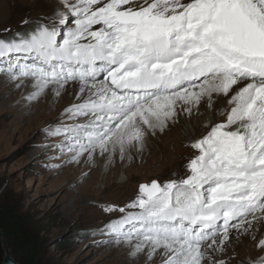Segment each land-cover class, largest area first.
<instances>
[{
    "label": "snow or ice",
    "instance_id": "snow-or-ice-1",
    "mask_svg": "<svg viewBox=\"0 0 264 264\" xmlns=\"http://www.w3.org/2000/svg\"><path fill=\"white\" fill-rule=\"evenodd\" d=\"M60 3L25 19V32L3 30L0 72L17 88L31 81L29 100L79 82L81 102L64 109L74 122L46 129L62 137L50 147L69 162L123 160L144 147L149 130L175 122L178 107L191 115L203 99L211 108L213 94L232 93L226 121L210 115L207 133L192 140L198 154L186 178L154 179L130 204L104 206L124 213L104 229L133 255L147 249L151 259L162 249V264H206V241L222 252L230 229L247 233L264 221V0Z\"/></svg>",
    "mask_w": 264,
    "mask_h": 264
},
{
    "label": "rangeland",
    "instance_id": "rangeland-1",
    "mask_svg": "<svg viewBox=\"0 0 264 264\" xmlns=\"http://www.w3.org/2000/svg\"><path fill=\"white\" fill-rule=\"evenodd\" d=\"M59 7L60 0H0V38H8L4 29L13 33L25 32L28 28L23 23L25 19L51 14ZM52 87L39 99L29 100L27 97L33 89L19 90L6 73L0 72V194H6L21 212L34 219L45 238L42 254L46 264H162L164 257L159 250L151 259L147 249L133 255L128 243L118 242L105 230V224L124 213L107 212L104 206L130 204L133 200L126 199H135L143 183L154 179L164 182L181 176L186 178L190 174L186 165L198 152L191 147L192 140H183L184 126L190 125L188 114L178 108L181 126L184 125L179 130L175 131L173 124H168L164 131L156 129L153 133L149 130L154 155H148L146 159L130 158L124 164L117 159L108 162L107 168L105 161L102 168H97L96 164L89 166L83 160L69 162L66 152L50 147L62 137L48 134V126L74 122L69 120L64 109L80 103L79 91L76 98L73 100L71 96L72 100L68 102L62 91L56 95ZM220 96L213 94L212 101L225 108L224 114L220 115L222 119L231 106L229 96ZM206 101L203 106L207 105ZM205 130L191 132L195 136L193 139L205 135L209 128ZM122 182L126 186L121 187ZM127 211L129 209L125 208ZM242 230L232 229L230 238ZM249 231L253 235L249 238L254 242L251 250L243 249L244 243L232 248L223 245L222 252L217 245L208 248L210 241L202 245V251L207 249L206 264H219L220 261L249 264L250 259L264 258V250L258 246L259 240L264 239V221H253ZM217 238L219 244L222 236ZM6 250L12 253L9 246Z\"/></svg>",
    "mask_w": 264,
    "mask_h": 264
},
{
    "label": "bare ground",
    "instance_id": "bare-ground-1",
    "mask_svg": "<svg viewBox=\"0 0 264 264\" xmlns=\"http://www.w3.org/2000/svg\"><path fill=\"white\" fill-rule=\"evenodd\" d=\"M26 84H27V86H22V87H19L18 89L19 90H23V89H26V88H28V90L29 89H33L32 88V82L31 81H27L26 82ZM67 88V90H63L62 91V93H63V95H64V97H65V100H67L68 102H70L71 100H72V98H71V96H73V100H74V97H75V94L79 91V82H76V83H68L67 85H65L64 86V89H66ZM235 88V87H234ZM46 91H48V92H50L51 90L50 89H47ZM231 94L232 93H229V97L231 96ZM78 95V94H77ZM220 97H222V98H224L225 96L224 95H221ZM76 98V97H75ZM227 98V97H226ZM207 100V98H205V99H203L202 101H201V104L199 105V108H198V110H197V108L196 107H193V111H192V113H191V115H188V120H189V124L190 125H188V127H185L184 125H182L181 126V124H182V122H181V115H180V113H179V115H178V118L175 120V122H172V121H169L168 122V124H170V125H172L173 124V126L175 127V131L176 130H179L180 128H182L183 126H184V129H185V132H186V135L184 136V138H183V140H186V139H188V141H190V140H193V138L195 137V136H193V134H191V132H196V131H198L199 129H201V128H203V129H208L207 127H204L203 125L205 124V123H207V121H208V118H209V116L211 115V116H213L214 117V120H217V121H215V122H224V121H226V119H227V115L224 117V118H222L221 119V117H220V115H218V113L220 112V110L221 109H225V108H223V107H218V106H216V104H215V101L213 102L214 104H212V108H208L207 107V105L206 106H203L204 104H206L205 103V101ZM77 101H79V100H77ZM81 102V101H80ZM207 102V101H206ZM229 107V106H228ZM179 108V107H178ZM229 110H230V107H229ZM186 116V115H185ZM196 116V117H195ZM201 117V118H200ZM199 119V120H198ZM169 128V127H168ZM205 130V131H206ZM199 132V131H198ZM197 132V133H198ZM148 133H149V131H148ZM148 133H147V135H146V137H145V142H144V147L142 148V149H140V150H137V148H135V147H133V148H131L127 153H126V155H125V158L123 159V160H121L118 156L115 158V159H113L112 161H114V160H117V159H120L121 160V163L122 164H124V163H126V162H128L129 160H130V158H131V160H134V159H140V158H142V159H146L147 158V156L148 155H154V153H155V150L153 149V146H151V140H150V138H152V137H150L149 135H148ZM151 143V144H150ZM105 159H103V158H100V159H97L96 160V167L97 168H102L103 167V165H105ZM84 162V161H83ZM106 168L108 167V162L106 163ZM89 166H90V164H89ZM95 167V166H94ZM104 180H105V184H106V186L108 185V181H107V177L105 178V176H104V178H103ZM121 187H123V186H126V184L125 183H123L122 182V184L120 185ZM129 200H134L133 198H127L126 199V201H129ZM126 201H124V203L126 202ZM233 223H235V221H233ZM231 230L232 229H230L229 230V232H231ZM253 236L252 235V233L250 232V231H248L247 233H245L243 230L239 233V234H236V235H233V238L231 239L230 238V240L229 241H227V242H225L224 243V245L225 246H227L228 245V248L229 247H235V246H237V245H239V246H241L242 245V243H244L243 245H244V247H243V249L245 248V249H247V250H251L252 249V247L254 246V242L253 241H251L250 240V238H249V236ZM235 236V237H234ZM218 237V235L215 237V239H218L217 238ZM208 241H210L211 242V240H208ZM208 241H206V242H208ZM205 242V243H206ZM239 243H241V244H239ZM238 246V247H239ZM203 247V246H202ZM235 249V248H234ZM239 250V249H238ZM238 250H236L237 252H243V251H238ZM241 250V249H240ZM160 252H162L163 250L161 249V250H159ZM158 252V251H157ZM241 254V253H240ZM243 256V255H242ZM164 259V258H163ZM163 259H161V260H163Z\"/></svg>",
    "mask_w": 264,
    "mask_h": 264
},
{
    "label": "trees",
    "instance_id": "trees-1",
    "mask_svg": "<svg viewBox=\"0 0 264 264\" xmlns=\"http://www.w3.org/2000/svg\"><path fill=\"white\" fill-rule=\"evenodd\" d=\"M0 229L19 264H46L42 254L46 245L45 238L34 219L21 212L3 192L0 194ZM5 249L0 236V264L3 262Z\"/></svg>",
    "mask_w": 264,
    "mask_h": 264
},
{
    "label": "water",
    "instance_id": "water-1",
    "mask_svg": "<svg viewBox=\"0 0 264 264\" xmlns=\"http://www.w3.org/2000/svg\"><path fill=\"white\" fill-rule=\"evenodd\" d=\"M0 236H1V240H2V245H3L4 248H6L7 240H6V237H5L4 232L2 231V229H0ZM2 264H19V262L15 259V257L13 256V254L10 251H7L5 249V253H4Z\"/></svg>",
    "mask_w": 264,
    "mask_h": 264
}]
</instances>
